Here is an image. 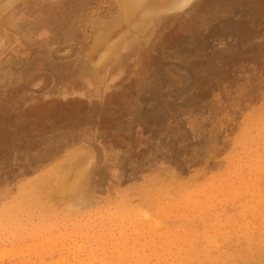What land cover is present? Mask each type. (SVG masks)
<instances>
[{"label": "rangeland", "instance_id": "obj_1", "mask_svg": "<svg viewBox=\"0 0 264 264\" xmlns=\"http://www.w3.org/2000/svg\"><path fill=\"white\" fill-rule=\"evenodd\" d=\"M124 1L0 0V264L256 262L264 0Z\"/></svg>", "mask_w": 264, "mask_h": 264}, {"label": "bare ground", "instance_id": "obj_2", "mask_svg": "<svg viewBox=\"0 0 264 264\" xmlns=\"http://www.w3.org/2000/svg\"><path fill=\"white\" fill-rule=\"evenodd\" d=\"M175 1L178 2V3H176ZM190 1H191V0H190ZM6 2H7V1H6ZM14 2H15V1H14ZM75 2H76V1H75ZM79 2H80V1H79ZM130 2H132V0L129 1V2H128V0H127L126 2L124 1L123 3H125V4H130V5H131ZM133 2H135V1L133 0ZM144 2H145V1H144ZM146 2H147V1H146ZM162 2H163V1H162ZM166 2H167V3H170V4H167ZM174 2H175L174 6H176V4H178V6H176V7H183V6H184V3L187 2V1L183 0V1H180V2H179L178 0H174ZM174 2H172V0H171V2H170V0H168V1H165L166 5H165V3H161V4H164L165 6H167V5H170V6H171ZM12 3H13V2H12ZM12 3H10V4H12ZM8 4H9V3H8ZM161 4H160V5H161ZM191 4H192V3H191ZM73 5H74V4H73ZM149 5H150V3H149ZM187 5H188V4H187ZM189 5H190V4H189ZM9 6H10V5H7V7H9ZM147 6H148V5H147ZM152 6H153V5H152ZM161 6H162V5H161ZM153 7H156V6L154 5ZM157 7H159V5H158ZM133 8H134V7H133ZM142 8H143V7H142ZM148 8H149V9H148ZM150 8H151V7H146V8H144V9H147V10L149 11ZM161 8H162V7H161ZM172 8H173V7H172ZM130 9H131V7L129 8V10L127 9L128 12L130 11ZM162 9H163V8H162ZM1 10H2V9H1ZM5 10H6V9H5ZM47 10H48V9H47ZM82 10H83V9H82ZM91 10H92V9H91ZM139 10H140V9H139ZM155 10H156V9H155ZM155 10H153V11H155ZM157 10H159V9H157ZM50 11H51V10H50ZM151 11H152V9L150 10V12H151ZM81 12H82V11H81ZM0 13H1V12H0ZM133 13H134V12H132V15H133ZM141 13H142V12H141ZM147 13H148V12H147ZM80 14H81V13H80ZM130 14H131V13H129V15H130ZM169 14H170V13H169ZM169 14H168V15H169ZM91 15H92V14H91ZM129 15H127V16H129ZM136 15H137V14H136ZM165 15H166V14H165ZM165 15H164V16H165ZM84 16H85V15H84ZM162 16H163V14H162ZM164 16H163V18H164ZM91 17H92V16H91ZM131 17H132V16L130 15V19H131ZM150 18H151V17H150ZM150 18H149V19H150ZM160 18H161V17H160ZM160 18H159V19H160ZM163 18H162V19H163ZM100 19H101V18H99V20H100ZM126 19H127V20H130V19H128V17H126ZM143 19L145 20V17H143ZM101 20H102L103 23H104V19H101ZM101 20L98 21V25H99V22H101ZM127 20H126V21H127ZM139 20H140V19H139ZM139 20H138V21H139ZM94 21H96V20H94ZM94 21L92 22V24L94 23ZM133 21H134V20H133ZM133 21H132V23H133ZM147 21H148V19L146 20V22H147ZM118 22H119V21H118ZM118 22H116V24H117ZM129 22H131V20H130ZM129 22L127 23V28H128V25L131 24V25H132L131 27L133 28V30H135L136 32H139V29L142 27V24L137 23V21H136V23H134V24L129 23ZM159 22H161V21H159ZM101 24H102V22L100 23V25H101ZM124 24H125V23H124ZM113 25H114V23H113ZM117 25H119V26H120V25L123 26V25L120 24V23L117 24ZM74 26H76V25H74ZM119 26H116V28H118ZM110 27H111V26H110ZM110 27H109V28H110ZM114 27H115V26H114ZM131 27H130V29H131ZM120 28H122V27H119V28L117 29L118 31H120V33H121V32L124 33V32L126 31V30L124 31V29H123L124 27L122 28L123 31H121ZM111 29H112V28H111ZM119 29H120V30H119ZM102 30H103V29H102ZM105 30H106V29H105ZM137 30H138V31H137ZM131 31H132V30H131ZM135 31H134V32H135ZM140 31H141V30H140ZM152 31H153V30H152ZM152 31H151V32H152ZM128 32L130 33V31H128ZM60 33H61V32H60ZM116 33H117V31H115V34H116ZM125 33H126V32H125ZM125 33H124L123 35H125ZM115 34H114V35H110V36H113V37H114ZM126 34H127V33H126ZM131 34H132V32H131ZM56 35H57V34H56ZM79 35H80V34H79ZM116 35H118V34H116ZM123 35H122V36H123ZM58 36H59V35H58ZM110 36H106V37H109V38H110ZM119 36H121V35H119ZM127 36H128V35H127ZM80 37H81V36H80ZM102 37H103V36H102ZM104 37H105V36H104ZM113 37H112V38H113ZM109 38H108V41H109ZM116 38H117V37H116ZM118 38H119V37H118ZM125 38H126V37H125ZM128 38H129V37H128ZM144 38H145V36H144ZM0 39H1V38H0ZM110 39H111V38H110ZM119 39H121V41H122V38H119ZM119 39H117V40H119ZM123 39H124V38H123ZM51 40H52V39H51ZM98 40H99V39H98ZM104 40L106 41V44H107L108 42H107L106 38H105ZM113 40H115V38H113ZM0 41H1V40H0ZM101 41L103 42V46L106 45V44H104V41H103L102 39H101ZM101 41H100V43H101ZM116 42H119V43H120V41H116V40H115V41H114V44H113V41H112V39H111V46H112V44L115 45ZM135 42H136V41H134V40H126V41L123 42V45H122V46H124L125 49H132L133 47H135ZM98 43H99V41H96V44H97V45H99ZM1 44H2V43H1ZM3 44H4V43H3ZM141 44H143V43L141 42ZM93 45H94L95 48H96L95 43H94ZM108 45H110V44H108ZM119 45H120V44H119ZM0 47H1V46H0ZM98 47L101 48V47H102V43H101L100 46H97V48H98ZM106 47H107V46H106ZM108 47L111 48L110 46H108ZM108 47H107V49H108ZM112 47H115V48H116V46H112ZM91 48L93 49L92 51H94L93 46H91ZM91 48H90V49H91ZM100 48H99V50H100ZM107 49H104V48H103L104 51H107ZM111 49H112V48H111ZM111 49H108V52H109V50L111 51ZM96 50L99 51L98 49H96ZM103 50L101 49V52H102V53H104ZM58 51H60V50H58ZM97 51H94V52L97 53ZM54 52H55V51H54ZM90 52H91V50L89 51V53H90ZM108 52H107V53H108ZM115 52H116V51H115ZM52 53H53V52H52ZM98 53H99V52H98ZM98 53H97V54H98ZM90 54H91V53H90ZM112 54H113V53H112ZM103 55H104V54H103ZM106 55H107V54H106ZM108 55H109V54H108ZM110 55H111V54H110ZM92 56H93V53H92ZM54 57H56V56H54ZM90 57H91V56H90ZM94 57H95V55H94ZM94 57H93L94 60H92V61H94V63H95V60H97V58L95 59ZM96 57H97V55H96ZM102 58H103V57H101V59H102ZM118 58L122 60V59H124V56H122V57L119 56ZM89 59H90V58H89ZM103 59H104V58H103ZM107 59L111 61V57H110V59H109V58H107ZM54 60H55V59H54ZM99 60H100V59H99ZM103 61H105V59H104ZM94 63H93V64H94ZM100 63H102V60L100 61ZM107 63H108V61H107ZM68 65H69V63H68ZM96 65H97V64H96ZM100 65H101V64H100ZM100 69H101V68H100ZM65 78H66V77H65ZM27 82H28V81H27ZM29 83L31 84V82H29ZM259 83H260V82H259ZM30 84H29V85H30ZM26 85H27V83H26ZM26 88H27V87H26ZM234 88H235V87H234ZM240 88H241V87H240ZM233 90H234V89H233ZM236 93L238 94V92H236ZM232 95H233V94H232ZM240 95H241V94H240ZM233 101H234V100H233ZM238 102H239V101H238ZM238 102H237V103H238ZM232 103H233V102H232ZM243 103H244V102H243ZM212 105H213V104H212ZM221 105H222V104H221ZM207 109H208V108H207ZM210 109H211V108H210ZM219 109H220V108H219ZM224 109H225V108H224ZM228 109H229V108H228ZM239 109H240V108H239ZM221 110H222V109H221ZM231 110H232V109H231ZM244 110H245V109H244ZM219 111H220V110H219ZM223 111H224V110H223ZM235 113H236V112H235ZM241 113H242V112H241ZM231 114H232V113H231ZM241 115H242V114H241ZM259 115H260V114H257L255 118L250 119V120H249L250 122H248V123L245 125V127H244V131H243V134H242L243 136H245V137L248 136V133H249V131H250L249 129L252 127L251 123H252L255 119H257V117H259ZM216 117H218V116L216 115ZM230 119H231V118H230ZM218 120H219V119H218ZM231 120H232V119H231ZM226 121H227V120H226ZM227 122H228V121H227ZM259 122H260V124H258V125L255 126V127H256V128L261 127V132H260V133H261L262 135H264V120H263V121H259ZM218 123H219V122H218ZM228 124H230V123H228ZM230 125H231V124H230ZM230 125H229V126H230ZM231 126H233V125H231ZM230 129H231V128H230ZM226 131H227V130H226ZM228 132H229V131H228ZM228 132H227V133H228ZM247 138H248V137H247ZM215 139H216V138H215ZM83 140H84V139H83ZM79 143H80V142H79ZM79 145H80V144H79ZM73 146H74V145H73ZM73 146H72V147H73ZM78 147H79V146H78ZM248 147H250V146H248ZM80 148H82V147H80ZM83 148H84V147H83ZM212 148H213V147H212ZM212 148H210V150H211ZM60 149H61V148H60ZM86 150H87V148L85 149V152L87 153L88 151H86ZM90 150H91V149H90ZM93 150H94V149H93ZM91 151H92V150H91ZM91 151H89V153H91ZM207 151H208V150H207ZM92 152H93V151H92ZM94 152H95V151H94ZM62 153H63V152H62ZM86 153H85V154L83 153V154H84V155H87ZM89 153H88V155H89ZM45 154H46V153H45ZM57 154H58V153H57ZM88 155H87V156H88ZM90 155H91V154H90ZM206 155H207V154H206ZM80 156H81V157H86V156L79 155V158H80L81 160L84 161V164H86V161H87L88 159H85V158H84V159L86 160V161H85V160H84L83 158H81ZM92 156H93V155H92ZM261 156H262V155H261ZM206 157H207V156H206ZM51 158H52V157H51ZM88 158H89L88 161H90V159H91L92 157H88ZM253 158H254V157H253ZM80 159H79V160H80ZM76 160L79 161V160L77 159V157H76ZM76 160H75V161H76ZM92 160H93V159H92ZM205 160H206V159H205ZM47 161H48V160H47ZM75 161H74V164L76 163L77 165H73V163H72V165H73V166H76V168H77V173H74V174H76V175L74 176L75 178L73 177L74 180H72L73 178L70 177V175H69V177L72 178V179H70V182H68L69 180H68V181L66 180V181H65V182H66V183H65V186L62 188V191L67 195V197H68V196H78V195H79V191H80L81 193H83L82 191H83L84 189H80V186H81V185H80V184H81V179L84 177V176H83V175H84L83 173H85L86 171H88V169H89L88 167L90 166V165L86 164V165L88 166V167H87V170H86L85 172H83L82 167L79 166V165H81V166L84 165L83 163H82V164H79V163H81L82 161H80L79 163H77V162H75ZM88 161H87V162H88ZM90 162H91V161H90ZM92 162H93V161H92ZM222 163H223V162H222ZM43 164H44V163H43ZM43 164H41V165H43ZM78 164H79V165H78ZM90 164H91V163H90ZM262 164H263V163H262ZM72 165H71V166H72ZM86 165H84V166H86ZM65 166H66V164H65ZM84 166H83V167H84ZM90 167H91V166H90ZM70 168H71V167H70ZM85 168H86V167H85ZM74 169H75V168H74ZM32 170H33V169H32ZM70 170H73V169L71 168ZM245 170H246V168H245ZM251 170H252V168H251ZM259 170H260V169H259ZM74 171H75V170H73V172H74ZM73 172H71V173L73 174ZM207 173H208V172H207ZM207 173H206V174H207ZM243 173H244V172H243ZM245 173H246V172H245ZM32 174H33V173H32ZM244 176H245V175H244ZM69 177H68V178H69ZM170 177H171V173H170ZM216 178H217V177H216ZM71 180H72V182H71ZM44 181H50V180L45 179ZM87 181H88V180H87ZM233 181H234V180H233ZM231 185H234V184L232 183ZM78 190H79V191H78ZM85 191H86V190H85ZM258 193H259V192H258ZM84 194H85V192H84ZM55 195H56V194H55ZM83 196H85V195H83ZM202 196H203V195H202ZM202 196H201V197H202ZM32 197H33V196H32ZM218 197H219V196H218ZM40 198L42 199V197H40ZM82 199H83V198H82ZM84 199H85V198H84ZM80 201H83V200H80ZM27 202H29V201H27ZM67 202H70V201H69V200L66 201L65 204H67ZM71 202L73 203L72 200H71ZM182 202H183V201H182ZM192 202H194V201H192ZM195 202H196V201H195ZM74 203H75V202H74ZM186 203H187V201H186ZM128 204H130V203H128ZM158 204H159V203H158ZM67 205H68V204H67ZM228 205H229V203H228ZM250 205H251V204H250ZM20 206H22V205H20ZM24 206H25V205H24ZM71 206H72V205H71ZM223 206H224V205H223ZM25 207H26V206H25ZM120 207H121V205H120ZM126 207H127V205H126ZM128 207H129V206H128ZM113 208H114V207H113ZM226 208H227V207H226ZM26 209H27V207H26ZM103 209H104V208H103ZM197 209H198V208H197ZM132 210H133V209H132ZM218 210H219V208H218ZM90 211H91V210H90ZM100 211H101V210H100ZM102 211H104V210H102ZM105 211H106V210H105ZM134 211H136V210H134ZM171 211H173V210H171ZM185 211H186V210H185ZM212 211H213V210H212ZM119 212H120V211H119ZM129 212H130V211H129ZM173 212H174V211H173ZM104 213H105V212H104ZM205 213H206V212H205ZM114 214H115V213H114ZM126 214H127V213H126ZM131 214H132V213H131ZM131 214H130V216H131ZM108 215H109V214H108ZM132 215H133V214H132ZM145 215H147V214H145ZM60 216H61V215H60ZM93 216H94V215H93ZM115 216H116V215H115ZM123 216H124V215H123ZM125 216H126V215H125ZM125 216H124V217H125ZM209 216H210V215H209ZM121 217H122V216H121ZM146 217H147V216H146ZM189 217H190V215H189ZM106 218H107V217H106ZM103 219H104V218H103ZM124 219H125V218H124ZM133 219H135V218H133ZM147 219H148V217H147ZM209 219H210V218H209ZM0 220H1V219H0ZM6 220H7V218H6ZM11 220H12V219H11ZM50 220H51V219H50ZM57 220H58V219H57ZM57 220H55V221H57ZM66 220H67V219H66ZM66 220H65V221H66ZM85 220H86V219H85ZM91 220H92V219H91ZM91 220H90V221H91ZM119 220H120V219H119ZM148 220H149V219H148ZM150 220H151V219H150ZM104 221H105V220H104ZM13 222H14V221H13ZM22 222H23V221H22ZM41 222H42V221H41ZM158 222H159V220H158ZM158 222H156L157 225L159 224ZM48 223H49V221H48ZM55 223H56V222H55ZM77 223H78V222H77ZM88 223H89V222H88ZM56 224H57V223H56ZM56 224H55V226H56ZM95 224L98 225V223H96V222H95ZM112 224H113V223H112ZM31 225H32V224H31ZM41 225H42V224H41ZM49 225H50V224H49ZM59 225H61V224H59ZM100 225H101V224H100ZM126 225H127V224H126ZM15 226H16V225H15ZM32 226H35V225H32ZM57 226H58V225H57ZM83 226H84V225H83ZM1 227H2V226H1ZM1 227H0V228H1ZM18 227H20V226H18ZM27 227H28V226H27ZM51 227H52V226H51ZM142 227H143V225H142ZM161 227H162V226H161ZM40 228H41V227H40ZM76 228H77V225H76ZM76 228H74V229H76ZM82 228H83V227H82ZM88 228H89V227H88ZM200 228H201V227H200ZM200 228H199V229H200ZM261 228H262V227H261ZM9 229H10V228H9ZM41 229H43V228H41ZM132 229H133V227H132ZM134 229H135V228H134ZM180 229H182V228H180ZM34 230H35V229H34ZM36 230H37V229H36ZM36 230H35V231H36ZM49 230H50V229H49ZM120 230H122V229H120ZM161 230H163V229H161ZM0 231H1V230H0ZM82 231H83V230H82ZM99 231H100V230H99ZM117 231H118V230H117ZM47 232H48V231H47ZM93 232H94V231H93ZM119 232H120V231H119ZM135 232H136V231H135ZM4 233H5V232H4ZM6 233H8V232H6ZM13 233H14V232H13ZM13 233H12V234H13ZM84 233H85V232H84ZM101 233H102V232H101ZM103 233H104V232H103ZM133 233H134V232H133ZM136 233H137V232H136ZM10 234H11V233H10ZM71 234H72V233H71ZM134 234H135V233H134ZM195 234H196V233H195ZM198 234H199V233H198ZM6 235H7V234H6ZM13 235H14V234H13ZM58 235H59V234H58ZM110 235H111V234H110ZM147 235H148V233H147ZM177 235H178V234H177ZM7 236H8V235H7ZM10 236H12V235H9V237H10ZM45 236H46V235H45ZM102 236H103V235H102ZM9 237H7V239H8ZM46 237H47V236H46ZM136 237H137V236H136ZM5 238H6V237H5ZM119 238H120V237H119ZM9 239H10V238H9ZM19 239H20V238H19ZM45 239L48 240V237L45 238ZM45 239L43 240V242L45 241ZM148 239H149V238H148ZM4 240H5V239H4ZM24 240H25V239H24ZM0 241H2V240H0ZM11 241H12V240H11ZM48 241H49V240H48ZM126 241L128 242V240H126ZM137 241H138V240H137ZM258 241H261V240H258ZM12 242H14V241H12ZM41 242H42V241H41ZM52 242H53V240H52ZM76 242H77V241H76ZM103 242H104V241H103ZM117 242H118V241H117ZM117 242H116V243H117ZM183 242H186V241H183ZM116 243H115V244H116ZM118 243H119V242H118ZM159 243H160V242H159ZM30 244H32V243H30ZM37 244H38V243H37ZM62 244H63V243H62ZM127 244H128V243H127ZM33 245L36 246V244H33ZM69 245H70V244H69ZM216 245H217V244H216ZM14 246H15V245H14ZM123 246H124V245H123ZM212 246H214V244H213ZM61 247H62V246H61ZM64 247H65V246H64ZM6 249H7V248H6ZM8 249H9V248H8ZM11 249H13V248H11ZM78 249H79V248H78ZM4 250H5V249H4ZM9 250H10V249H9ZM76 250H77V248H76ZM2 251H3V250H2ZM7 251H8V250H7ZM7 251H6V252H7ZM42 251H43V250H42ZM214 251H215V250H214ZM177 252H178V251H177ZM10 253H11V251H10ZM2 254H3V253H2ZM104 254H105V253H104ZM164 254H165V253H164ZM112 255H113V254H112ZM112 255H111V256H112ZM120 256H121V255H120ZM164 256H165V255H164ZM257 256H259V257H258V259L256 260V262H247V261L245 260V261L238 262L237 264H264V250H261V251L257 254ZM2 257H3V255H2ZM90 257H91V256H90ZM58 258H59V257H58ZM61 258H62V257H61ZM64 258H65V257H64ZM64 258H63V259H64ZM87 258H88V257H87ZM120 258H121V257H120ZM142 258H143V257H142ZM181 258H182V257H181ZM183 258H185V257H183ZM0 259H1V258H0ZM63 259H62V260H63ZM85 259H86V258H85ZM94 259H95V258H94ZM83 260H84V259H83ZM92 260H93V258H92ZM144 260H145V259H144ZM54 261L57 262L58 260H54ZM66 261H67V260H66ZM84 261H85V260H84ZM88 261H89V260H87V262H88ZM237 261H238V260H237ZM56 262H55V263H56ZM59 262H61V260H60ZM89 262H90V261H89ZM92 262H93V261H92ZM141 262H142V261H141ZM62 263H63V262H62ZM79 263H80V262H79ZM85 263H86V262H85ZM134 263H136V262H134ZM56 264H60V263H56ZM66 264H67V263H66ZM69 264H70V263H69ZM228 264H231V263H228ZM232 264H236V263H232Z\"/></svg>", "mask_w": 264, "mask_h": 264}]
</instances>
